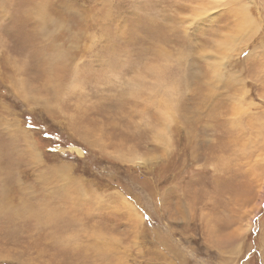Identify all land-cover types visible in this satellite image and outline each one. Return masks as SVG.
Here are the masks:
<instances>
[{"label": "rangeland", "instance_id": "374dc122", "mask_svg": "<svg viewBox=\"0 0 264 264\" xmlns=\"http://www.w3.org/2000/svg\"><path fill=\"white\" fill-rule=\"evenodd\" d=\"M216 1L0 0V264H264V0Z\"/></svg>", "mask_w": 264, "mask_h": 264}, {"label": "bare ground", "instance_id": "6f19581e", "mask_svg": "<svg viewBox=\"0 0 264 264\" xmlns=\"http://www.w3.org/2000/svg\"><path fill=\"white\" fill-rule=\"evenodd\" d=\"M215 1V0H214ZM217 1H219V0H217ZM210 2V5H213V4H215V5H217V3L218 2ZM209 4V3H208ZM232 4V3H231ZM235 4V3H234ZM209 6V5H208ZM207 6V7H208ZM232 7H233V4H232ZM213 8V7H212ZM211 10V9H210ZM250 14V13H249ZM249 14L247 13V10H246V8L245 7H240L239 9H238V12H237V16H238V18H240L241 20H242V22L243 23H247L248 21H250V22H252L253 24H254V22L252 21L253 19H251V17L249 16ZM241 22V21H240ZM242 23V24H243ZM249 23V22H248ZM240 25V24H239ZM247 25V24H246ZM248 26V25H247ZM250 26V25H249ZM250 31H251V28H250ZM248 32V31H247ZM214 41V40H213ZM234 43H235V39L234 38H228V39H226L225 41H224V51L225 52H227V54H226V57L228 56V52H230L231 51V49L233 48V45H234ZM206 45V44H205ZM206 52V51H205ZM219 52V51H218ZM204 53V52H203ZM231 53V52H230ZM220 54V53H219ZM225 62V61H224ZM213 66V65H212ZM218 72V71H217ZM197 73V72H196ZM195 73V74H196ZM193 77V76H192ZM218 77V76H217ZM196 79V78H195ZM198 79V78H197ZM224 79V78H223ZM197 83V82H196ZM199 90V89H198ZM201 90V89H200ZM164 103H167V102H164ZM172 107V106H171ZM164 108H165V111L164 112H166L165 113V115H164V119H167L168 117H169V114H168V112L170 111L169 110V107L167 106V105H164ZM171 109V108H170ZM172 110V109H171ZM163 111V110H162ZM163 112V113H164ZM171 112V111H170ZM162 114V113H161ZM171 116V115H170ZM172 117H174V116H172ZM168 120H170V118L168 119ZM172 120V119H171ZM166 121V120H165ZM167 122V121H166ZM165 122V123H166ZM170 123H171V121H169ZM169 122H167V123H169ZM261 131V130H260ZM258 138V137H257ZM263 166V165H262ZM264 171V170H263ZM259 174H262V173H258V175ZM255 175V174H254ZM261 181V180H260ZM262 182H263V180H262ZM264 185V184H263ZM260 187V186H259ZM261 189H262V187H261ZM259 208V207H258ZM239 233V232H238ZM235 234V233H234ZM236 234H237V232H236ZM238 236H239V234H237L236 235V239H238ZM234 237V236H233Z\"/></svg>", "mask_w": 264, "mask_h": 264}]
</instances>
